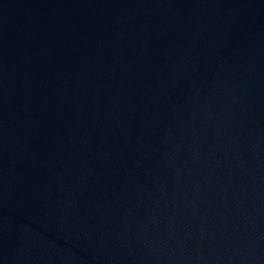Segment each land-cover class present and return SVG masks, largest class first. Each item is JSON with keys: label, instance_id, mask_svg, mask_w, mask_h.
Returning a JSON list of instances; mask_svg holds the SVG:
<instances>
[{"label": "water", "instance_id": "water-1", "mask_svg": "<svg viewBox=\"0 0 264 264\" xmlns=\"http://www.w3.org/2000/svg\"><path fill=\"white\" fill-rule=\"evenodd\" d=\"M0 264H264V0H0Z\"/></svg>", "mask_w": 264, "mask_h": 264}]
</instances>
